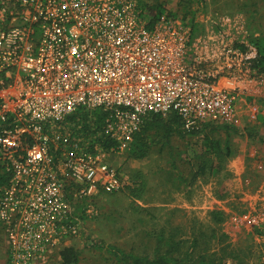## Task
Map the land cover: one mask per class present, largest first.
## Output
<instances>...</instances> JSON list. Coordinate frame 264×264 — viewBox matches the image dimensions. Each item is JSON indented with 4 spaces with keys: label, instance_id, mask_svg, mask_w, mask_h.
Masks as SVG:
<instances>
[{
    "label": "built area",
    "instance_id": "obj_1",
    "mask_svg": "<svg viewBox=\"0 0 264 264\" xmlns=\"http://www.w3.org/2000/svg\"><path fill=\"white\" fill-rule=\"evenodd\" d=\"M221 22L195 39L180 17L151 25L138 0H0L8 264L46 263L81 236L95 209L80 214L76 203L124 190L109 159L129 150L149 116L177 115L186 132L255 117L248 85L264 76L251 66L256 48L233 21ZM232 221L260 229L264 214Z\"/></svg>",
    "mask_w": 264,
    "mask_h": 264
},
{
    "label": "rangeland",
    "instance_id": "obj_2",
    "mask_svg": "<svg viewBox=\"0 0 264 264\" xmlns=\"http://www.w3.org/2000/svg\"><path fill=\"white\" fill-rule=\"evenodd\" d=\"M138 2L146 17H151L152 9L160 5L162 16L182 18L192 28L195 39L211 32L218 33L223 18L233 21L239 35L245 31L248 41L252 35L264 32V0ZM244 3L254 17L249 18L243 13ZM248 93V104L251 110L255 109V117H243L241 126L237 127L239 130L260 126L264 119V76L250 82ZM261 135L260 141L233 135L234 154L224 165L226 177L222 173L200 178L191 188L186 187L181 177L187 181L191 179L195 170L192 157L205 149L202 136L173 137L164 147L159 141L153 142L149 154L143 159L128 158V150L111 157L109 163L120 171L125 182L124 190L77 202L78 213L81 214L88 204L95 213L82 219L81 236L63 248L72 247L78 251V264H116L107 252V246L152 257L156 235L162 229L179 228L180 239L190 242L198 236L202 238V248L209 246L211 252L218 253L228 263L239 260L264 264V227L244 228L232 221V217L251 211L264 214V126ZM214 138L223 139V136L214 135ZM129 189H134L139 196L131 195ZM214 211L224 216L220 228L211 224L210 214ZM223 234L227 239L221 241ZM96 242H102L103 247L96 246ZM8 261L9 250L6 256V242L0 230V264H8ZM41 264L61 263L59 257H52Z\"/></svg>",
    "mask_w": 264,
    "mask_h": 264
},
{
    "label": "trees",
    "instance_id": "obj_3",
    "mask_svg": "<svg viewBox=\"0 0 264 264\" xmlns=\"http://www.w3.org/2000/svg\"><path fill=\"white\" fill-rule=\"evenodd\" d=\"M245 4V3H244ZM243 4V5H244ZM244 12L247 16L254 17V13L245 4ZM152 16L147 17L152 25L159 20L163 15L162 7L156 6L152 9ZM186 12V11H185ZM184 18H187L185 14ZM250 43L256 48L257 56L251 62L252 69L258 74L264 75V32L259 35H252ZM95 116L101 115L96 111ZM260 126L245 127L239 130L237 127L228 124H207L201 131L186 132L181 129V122L177 115L162 117L161 115H151L146 120L141 131L135 135L133 143L127 151L128 158L143 159L149 154L152 143L160 142L162 147L168 145L173 137L185 139L187 137L202 136L204 151L200 154H195L192 157L194 160L195 170L192 172V177L189 181L181 177L182 182L186 187L191 188L200 178L212 175H221L226 177L224 165L232 158L234 151L232 149V136L243 135L249 140L260 141L262 138L261 128L264 126V119L261 120ZM222 134L223 139H215L214 135ZM112 142L107 140L103 143L107 150L111 147ZM1 182V181H0ZM131 195L138 197L139 195L134 189H129ZM210 221L214 228H220L224 222V216L221 212H212ZM162 229L156 235V245L152 257L148 255L140 256L134 253H126L116 246H107V252L113 256V261L116 264H248L244 261L235 260L233 263H228L224 258L219 257L218 253L211 252L209 246L202 248V238L194 236L191 241H184L178 236L179 228ZM213 237L216 238L215 233ZM221 241L227 239L226 235L221 236ZM96 246L103 247L102 242H96ZM61 264H78L79 253L72 247H65L59 252Z\"/></svg>",
    "mask_w": 264,
    "mask_h": 264
},
{
    "label": "crops",
    "instance_id": "obj_4",
    "mask_svg": "<svg viewBox=\"0 0 264 264\" xmlns=\"http://www.w3.org/2000/svg\"><path fill=\"white\" fill-rule=\"evenodd\" d=\"M0 230H1V235L3 237V240L5 239V242H6V256H8V242H7L6 236L4 235L1 227H0Z\"/></svg>",
    "mask_w": 264,
    "mask_h": 264
}]
</instances>
